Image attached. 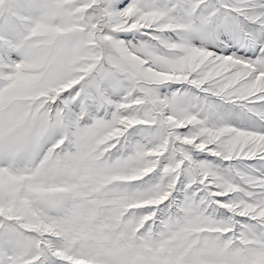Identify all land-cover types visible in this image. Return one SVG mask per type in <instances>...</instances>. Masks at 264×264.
Masks as SVG:
<instances>
[{"label": "snow or ice", "instance_id": "6c2138e0", "mask_svg": "<svg viewBox=\"0 0 264 264\" xmlns=\"http://www.w3.org/2000/svg\"><path fill=\"white\" fill-rule=\"evenodd\" d=\"M0 264H264V0H0Z\"/></svg>", "mask_w": 264, "mask_h": 264}]
</instances>
